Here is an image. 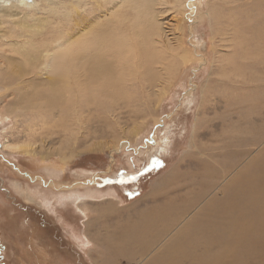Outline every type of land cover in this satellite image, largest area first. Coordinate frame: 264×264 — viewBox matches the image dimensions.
I'll return each instance as SVG.
<instances>
[{
    "label": "rangeland",
    "instance_id": "374dc122",
    "mask_svg": "<svg viewBox=\"0 0 264 264\" xmlns=\"http://www.w3.org/2000/svg\"><path fill=\"white\" fill-rule=\"evenodd\" d=\"M12 6L8 13L16 16L11 21L18 22L21 13L36 16L26 5ZM143 18L128 12L130 35H144L132 44L143 42L148 56L157 48L164 57L159 97L155 82L149 87L139 78L142 69L135 73L120 67L123 81L116 86L126 83L130 95L103 94L77 117L48 110L45 123L41 112L28 117L18 110L0 117V264H210V255L220 250L208 236L195 233L189 239L181 230L210 200L195 194L208 179L204 164L221 174L228 146L240 151L250 145L237 121L251 114L249 100L260 96L257 83L247 77L256 70L249 65L252 56L264 57V0H157ZM3 21L0 16V35L13 27ZM246 40L253 45L246 48ZM231 57L246 78H234ZM230 84L235 86L227 89ZM2 87L0 83L2 98L16 89ZM226 91L232 97L222 98ZM132 94L136 100L128 99ZM10 98H0V110L14 100ZM263 128L264 116L251 127ZM263 156L264 142L238 157L237 167L218 181L212 198L223 197ZM179 185L186 186L180 201L194 200L195 209L166 234L163 227L150 226L159 230V238L143 252L141 233L132 231L150 217L167 223L179 211ZM178 246L176 262L165 258L166 251ZM262 249H251V256L247 248L240 249L237 260L221 264H264Z\"/></svg>",
    "mask_w": 264,
    "mask_h": 264
},
{
    "label": "bare ground",
    "instance_id": "6f19581e",
    "mask_svg": "<svg viewBox=\"0 0 264 264\" xmlns=\"http://www.w3.org/2000/svg\"><path fill=\"white\" fill-rule=\"evenodd\" d=\"M37 1L45 2L46 5L39 8ZM156 1L0 0V16L4 18L2 24L10 23L13 26L7 31L3 30L5 33L0 35V83H3L2 88H7L8 91L11 86L16 87L13 92L10 90L12 93L9 94L14 97V100L12 96L7 95V92L5 97L0 96L3 100L7 97H11L13 100L7 102L6 107L0 110V117L4 118V114L13 116L18 110H20L19 113L27 114V116L36 113L38 115L41 112L45 123V114L48 110L57 111L59 109L64 116L77 117L79 111L85 109L90 102L96 101L99 96L114 97L119 91L130 95L129 90L132 87L128 88L126 83H121L122 85L119 87L116 86L118 81H123L120 80L122 74L120 67H127L135 73L142 69L144 73L139 78L144 80L149 87L155 82L158 94L156 97H159L160 88L158 89V86L162 83L165 71L162 69L164 68L162 64L164 57H161V54L157 52V48L148 56L143 42L132 44L136 41L135 39L142 38L144 35H130L131 28L128 21L129 11H136L143 18L151 6L156 4ZM14 3H17L19 7L23 5L30 7L35 11L36 16H31L28 12L21 13L22 16L18 18V22L11 21V19H15L16 15L8 13V9H11ZM80 10L82 13H79ZM72 12L76 13V19H71ZM98 26L100 27L99 31H94ZM161 26L164 28L163 25ZM16 27L19 28V31L15 30ZM260 30L264 32V26ZM246 41V48L253 45L250 41ZM152 43L155 45L156 38L152 40ZM254 45L260 47L258 42H255ZM258 51L259 49L257 53ZM252 57L254 61L249 65L256 70L249 77L245 76L241 67L231 63L235 61L234 57H231L230 60L235 79L242 80L247 77L248 80L257 83L255 85H258V90H261L259 91L260 96L255 100H249L253 105H249L248 109L250 108V110L246 111L251 114L243 116V119L239 118L237 121L238 125L244 126L239 132L246 135L248 139L244 141L243 137L240 140L250 145L240 151H231V147L228 146L229 151L224 161L228 163L220 164L221 174H217L218 170L209 172L208 164H204L206 168L204 167L205 172L203 173L209 180L206 179V182L199 186L195 194L198 199L209 195L210 200L207 207L181 230V235L191 236H188L189 239H192L193 236L196 238V233L197 236L201 235L204 238L206 235L210 242L217 241L220 244L218 253L210 255V264H221L227 262L225 261L227 259L231 262L237 260V252L243 248L248 249L250 256L253 254L254 248H263L264 252V156L261 160L257 159L253 166L244 171V177H239L232 185L228 186L223 197L212 198L215 195L211 196L218 181L227 177L237 167L238 157L243 158L252 151L254 146L264 142V131L251 129L264 116V67H262L264 66V57L258 55ZM142 59L143 63L139 68L138 65L132 67V64L135 65L134 62L138 63ZM233 86L235 85L230 84L227 89ZM229 97L232 96L226 91L222 98ZM87 98L94 100L88 101ZM128 99L136 100V97L132 94V96H128ZM225 102L229 104V101ZM225 102L223 103L227 105ZM231 106L234 105L231 103ZM251 115L252 117H250ZM17 148L18 146L15 145V149ZM179 188L180 190L177 191L179 197L176 196V201L177 199L180 201L182 197L180 193L185 190L186 186L181 188L179 185ZM183 195L185 196V194ZM180 202L182 204H178L179 211L170 215L167 223L163 224L161 218L157 220L150 217L132 231L135 235L141 233L138 237L144 240L143 247H141L143 252L148 245L155 244L159 238V230L151 231L150 226L163 227L161 232L166 234L168 228L171 230L172 226H176L181 218L188 215L191 209L197 205L194 200H181ZM143 225L145 227L140 229V226ZM179 247L175 252L166 251L165 258L173 259L176 262L177 255L181 252ZM186 247L188 249V245Z\"/></svg>",
    "mask_w": 264,
    "mask_h": 264
},
{
    "label": "snow or ice",
    "instance_id": "6c2138e0",
    "mask_svg": "<svg viewBox=\"0 0 264 264\" xmlns=\"http://www.w3.org/2000/svg\"><path fill=\"white\" fill-rule=\"evenodd\" d=\"M155 163H157V164H158V163H159V161H156Z\"/></svg>",
    "mask_w": 264,
    "mask_h": 264
},
{
    "label": "crops",
    "instance_id": "0c3cea01",
    "mask_svg": "<svg viewBox=\"0 0 264 264\" xmlns=\"http://www.w3.org/2000/svg\"><path fill=\"white\" fill-rule=\"evenodd\" d=\"M93 262H95V261H93ZM94 264H98V263H94Z\"/></svg>",
    "mask_w": 264,
    "mask_h": 264
},
{
    "label": "built area",
    "instance_id": "2783aa9c",
    "mask_svg": "<svg viewBox=\"0 0 264 264\" xmlns=\"http://www.w3.org/2000/svg\"><path fill=\"white\" fill-rule=\"evenodd\" d=\"M134 264H137V263H134Z\"/></svg>",
    "mask_w": 264,
    "mask_h": 264
}]
</instances>
